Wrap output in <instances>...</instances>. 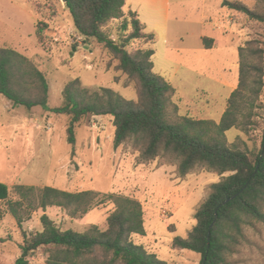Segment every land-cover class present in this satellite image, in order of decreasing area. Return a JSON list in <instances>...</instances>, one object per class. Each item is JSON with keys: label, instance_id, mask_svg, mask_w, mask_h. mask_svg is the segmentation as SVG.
I'll list each match as a JSON object with an SVG mask.
<instances>
[{"label": "rangeland", "instance_id": "obj_1", "mask_svg": "<svg viewBox=\"0 0 264 264\" xmlns=\"http://www.w3.org/2000/svg\"><path fill=\"white\" fill-rule=\"evenodd\" d=\"M225 1H242L250 9L256 4L255 0H171L167 47L172 56L164 57L166 47L161 39L153 47L158 50L157 69L164 66L176 89L174 102L179 116L219 123L231 93L238 87V49L254 38L262 40L264 47V24L229 10ZM126 21L113 20L106 28L118 44L131 33V27L124 26ZM39 24L44 26L42 38L37 35ZM205 38L214 40L212 48L205 47ZM0 46L26 56L45 74L51 108L63 104L66 85L76 79L92 91L110 88L128 100H137L135 84L117 69L118 62L109 50L97 41L80 39L63 0H0ZM130 48H137V44ZM261 104L257 129L250 137L240 130L228 131L231 145L260 147L264 92ZM69 125V116L41 107H14L0 96L1 179L9 181L4 185L9 196L0 200V264H14L20 257L23 232L31 235L43 229L44 212L29 208L26 199L20 209L22 227L13 217L8 202L21 200L13 191L17 185L37 189L50 186L69 192L93 190L137 199L145 212L146 235H133L132 242L164 262L200 264L201 255L174 250L172 244L175 237L186 238L194 228L197 209L221 176L200 171L181 178L176 166L159 161L142 163L139 152L131 146L115 147L112 116L85 118L76 127L75 145L68 142ZM114 209L108 204L82 218H72L58 207L48 208L45 214L62 231L84 233L93 225L105 230ZM30 261L46 264V255L36 252ZM228 262L264 264V223L248 227Z\"/></svg>", "mask_w": 264, "mask_h": 264}, {"label": "trees", "instance_id": "obj_2", "mask_svg": "<svg viewBox=\"0 0 264 264\" xmlns=\"http://www.w3.org/2000/svg\"><path fill=\"white\" fill-rule=\"evenodd\" d=\"M127 0H66L77 33L85 42L97 41L117 60V69L128 76L137 89V100H128L110 88L92 91L76 79L64 89L60 107L49 106L50 87L45 74L26 56L0 46V96L14 107L44 110L70 117L68 142L76 143V127L85 118L112 116L116 148L129 145L139 152L142 163L159 161L177 167L185 178L205 171L221 176L210 187V194L195 213L196 225L186 238L175 237L173 249L201 255L200 264H229L246 237L248 227L264 223V131L259 148L230 144L227 132L236 129L250 137L257 129L261 99L264 92V47L254 38L238 49L239 83L231 93L219 123L178 115L174 102L176 89L154 72L153 49L143 46L155 43L134 12L124 13ZM250 9L242 2L225 1L229 10L240 12L250 20L264 24V0H255ZM127 18L125 28L131 33L122 44L116 43L106 28L113 20ZM129 18V19H128ZM44 26L38 25L37 35L43 37ZM132 43L137 48L131 49ZM214 40L204 39L206 48ZM162 165V166H163ZM14 193L21 200L9 207L22 227L20 214L24 199L31 209L40 208L42 231L28 235L23 232L21 255L14 264H31L36 252L46 255V264H171L149 254L132 242L133 235L145 236V212L142 203L120 194L69 192L46 186L17 185ZM0 184V200L8 195ZM226 205L223 203L233 198ZM37 201V204L35 203ZM113 204L105 230L93 225L84 233L62 231L45 214L51 207L66 210L72 218H82L91 210ZM217 215V217H216ZM31 216V215H30Z\"/></svg>", "mask_w": 264, "mask_h": 264}, {"label": "crops", "instance_id": "obj_3", "mask_svg": "<svg viewBox=\"0 0 264 264\" xmlns=\"http://www.w3.org/2000/svg\"><path fill=\"white\" fill-rule=\"evenodd\" d=\"M123 10L125 14H128L129 12L136 13L138 19L144 26L145 33L153 34L156 41L159 39L164 41L166 47L165 53H163L164 57L170 58L172 56L167 47L171 0H127ZM156 41L152 45H146L147 49H153L155 52L152 57L154 71L162 77H165V79L171 83L170 79L165 75L166 69L164 66L159 65L158 69L156 67L158 50H155L153 47L156 44ZM5 148H7V146ZM2 173L3 171L0 169V184L8 186L9 181L1 179Z\"/></svg>", "mask_w": 264, "mask_h": 264}, {"label": "water", "instance_id": "obj_4", "mask_svg": "<svg viewBox=\"0 0 264 264\" xmlns=\"http://www.w3.org/2000/svg\"><path fill=\"white\" fill-rule=\"evenodd\" d=\"M63 2H66V0H63ZM238 195H239V194H237V195L234 196L233 198H229V199H227V200L223 203V205H226L227 203H229L230 201H232V199H235L236 197H238ZM216 217H217V215H216Z\"/></svg>", "mask_w": 264, "mask_h": 264}, {"label": "built area", "instance_id": "obj_5", "mask_svg": "<svg viewBox=\"0 0 264 264\" xmlns=\"http://www.w3.org/2000/svg\"><path fill=\"white\" fill-rule=\"evenodd\" d=\"M80 39H83V38L80 36Z\"/></svg>", "mask_w": 264, "mask_h": 264}]
</instances>
